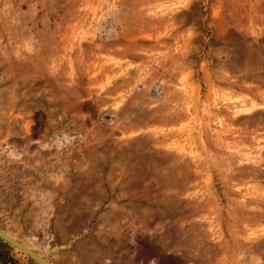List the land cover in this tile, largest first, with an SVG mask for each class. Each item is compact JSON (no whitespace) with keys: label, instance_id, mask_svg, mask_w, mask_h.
Here are the masks:
<instances>
[{"label":"rangeland","instance_id":"1","mask_svg":"<svg viewBox=\"0 0 264 264\" xmlns=\"http://www.w3.org/2000/svg\"><path fill=\"white\" fill-rule=\"evenodd\" d=\"M0 229L52 264H264V0H0Z\"/></svg>","mask_w":264,"mask_h":264},{"label":"bare ground","instance_id":"2","mask_svg":"<svg viewBox=\"0 0 264 264\" xmlns=\"http://www.w3.org/2000/svg\"><path fill=\"white\" fill-rule=\"evenodd\" d=\"M58 138V137H57ZM61 139V138H60ZM58 140V139H57ZM61 143V142H60ZM0 238L1 239H3L4 241H6L7 243H9L11 246H13L15 249H18V250H20V251H22L23 253H25L26 255H28L29 257H31L29 254H28V252L27 251H31V252H33V253H35V254H37L39 257H41V258H43V259H45L44 257H43V254H39V253H37V252H35V250H37V248H35V247H37L38 245H36L37 244V242H35V240L33 239V238H31L30 239V242H28V243H21V242H19L18 240H16L15 238H13V237H11L10 235H8L7 233H5V232H3L1 229H0ZM41 246V248H43L42 247V245H40ZM40 246H39V248H40ZM32 258V257H31ZM32 259H34V258H32ZM35 261H37L36 259H34ZM45 260H47V259H45ZM48 261V260H47ZM39 264H41L39 261H37ZM48 262H50V261H48ZM51 263V262H50Z\"/></svg>","mask_w":264,"mask_h":264},{"label":"water","instance_id":"3","mask_svg":"<svg viewBox=\"0 0 264 264\" xmlns=\"http://www.w3.org/2000/svg\"><path fill=\"white\" fill-rule=\"evenodd\" d=\"M27 252H28V254H29L32 258L36 259V260L39 261L41 264H52V263L48 262L47 260H45V259L39 257L37 254H35V253L31 252V251H27Z\"/></svg>","mask_w":264,"mask_h":264}]
</instances>
